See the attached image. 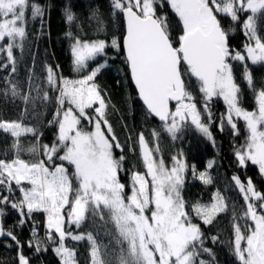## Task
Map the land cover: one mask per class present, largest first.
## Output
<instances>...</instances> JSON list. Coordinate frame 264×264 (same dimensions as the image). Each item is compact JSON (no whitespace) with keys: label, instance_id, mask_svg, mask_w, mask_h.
<instances>
[{"label":"snow or ice","instance_id":"snow-or-ice-1","mask_svg":"<svg viewBox=\"0 0 264 264\" xmlns=\"http://www.w3.org/2000/svg\"><path fill=\"white\" fill-rule=\"evenodd\" d=\"M110 3L112 15L119 12L124 17L126 27L122 37L88 41L68 32L66 38L73 41L70 51L74 71L80 73L97 57H106L107 48L119 51L122 47L124 64L138 98L146 106L147 114L157 117L163 130L174 140L178 132L191 125L215 147L210 131L215 122L210 102L213 98H222L227 107L226 114H220L218 131L222 133L228 126L233 136H237V121L245 122L248 135L243 144L234 145V156L241 168H246L249 162L258 166V172L264 178V78L257 86L248 66L249 60L254 66H264V37L258 35L256 26L258 19H264V0H110ZM165 3L182 25L183 34L178 37L170 34L166 17L157 14V7L162 8ZM26 9L34 19L43 16V9L30 4L29 0H0V41L6 38L12 41L0 51H7L13 72L16 68L12 49L22 47ZM64 11L66 21L73 22L70 9L66 7ZM246 12L251 13L242 21L247 40L243 50H236L228 42L234 29L225 28L220 17L241 23V16ZM92 15L99 21L97 12ZM100 31H103L102 27ZM17 38L21 41L19 45L14 43ZM174 40L178 47L174 46ZM232 62L243 65L241 76L258 104L256 111L242 107V89ZM107 67L108 58H105L79 79L61 75L59 85L56 71L47 67V83L58 93L55 116L49 123L58 125V134L51 146H42L47 166L45 160L27 163L18 158L19 153L11 161L0 159V237H7L17 245V264H31V258L21 251V242L13 230L3 226V217L8 214L6 208H11L20 217L15 227H23L34 213H46L45 238L51 241L53 252L62 264H79L75 249L65 244L67 239L90 242L91 264H217L215 254L204 246V234L186 210L182 194L189 168L194 177L212 184L208 171L197 172L195 165L189 166L182 154L173 156L171 166L167 167L162 158L153 156V151L159 149H151L144 134L140 133L146 174L132 172L131 194L125 196V185L118 178L124 157H113V145L117 149L121 146L114 135L111 139L105 135V131L112 133V127L106 118L103 90L95 82ZM56 69H59L58 65ZM186 74L199 82L203 112L188 90ZM10 92L13 97L21 96L15 83H11ZM21 98L26 104L32 99L34 110V98L29 95ZM41 99L47 101V93ZM170 102H175L174 110L170 109ZM88 109L95 115H88ZM205 115L207 123L202 119ZM83 119L93 125V131L81 127ZM0 130L13 137H19L22 131L40 135L38 129L16 121L0 122ZM152 135L159 137L155 130ZM61 151L62 155L59 154ZM64 162L73 166L71 175ZM216 163L215 160L207 161L206 169H212ZM73 178L78 184L75 188ZM232 180L246 202V209L239 217L245 223L243 226L236 223L238 217L233 213L234 241L226 243L239 264H264V193L257 190L251 178L245 183L238 175H233ZM24 181L28 182V187ZM17 191L21 193L18 198L15 197ZM101 206L109 211L118 228L117 243L121 247L117 253L109 254L106 246L102 248L97 244L91 232L74 234L65 228V216L79 229L89 212L100 215ZM191 209L204 225H213L217 215L226 210L224 196L216 191L213 202L196 203ZM32 223L30 235L33 241L26 243L34 249L35 255H39L47 248L38 239V225L35 221ZM53 233L57 235L53 236ZM208 239L214 244L225 243L219 241V236ZM125 241L126 249L123 248ZM205 253L211 260L201 258Z\"/></svg>","mask_w":264,"mask_h":264},{"label":"trees","instance_id":"trees-1","mask_svg":"<svg viewBox=\"0 0 264 264\" xmlns=\"http://www.w3.org/2000/svg\"><path fill=\"white\" fill-rule=\"evenodd\" d=\"M30 4L37 5L43 9V16L32 18L30 11L26 9L25 37L22 47L14 50L15 72L12 71V64L7 54L0 55V122L16 121L23 126L32 127L39 130L37 137L31 133H21L19 137H13L11 133L0 130V159L11 161L17 158L28 163H35L43 159V145L51 144L58 132V125L50 124L56 112L57 91L47 83V67L51 66L56 71L57 85L59 77L62 75L68 79H79L87 74L93 67L108 58V67L104 69L96 78L95 82L106 101V118L112 127V135L115 136L121 148L114 147L115 155L119 159L123 155L122 171L119 172L121 180L128 181L129 175L133 171L142 173L145 165L139 152V134L143 133L149 143L159 149L160 155L165 162H172V157L182 154L186 163L195 165L197 172L208 171L213 179L212 184H205L203 181L194 177L191 168L185 173V185L183 197L186 201V210L192 215L193 221L200 225L205 237V247L212 250L215 254L217 264H239L233 255L227 241H234L233 213L238 219L236 223L242 226L245 223L242 217L246 209V202L240 193L238 186L232 180L233 175H238L242 182L251 178L257 189L264 193V178H261L258 169L248 163L246 168L238 166L234 156V145L237 146L242 132L239 128V135L233 136L231 128L225 126L221 133L218 125L214 124L211 128L215 139V147L207 140L195 126L189 125L177 133L174 140L170 133L163 130L162 123L147 114V109L138 98L137 91L130 78L128 68L124 64L123 48L119 51L113 48L106 49V57L99 56L96 60L89 62L87 69L80 73L74 71L73 57L71 55V45L73 41L66 38V34L71 32L81 40L104 39L110 41L112 37L121 38L125 31L123 15L119 12L112 15L110 0H29ZM69 8L74 15L71 23L66 21L65 8ZM93 12L99 15V21L93 17ZM157 14L166 17L170 34L173 37L182 35V25L178 17L165 3L162 8L157 7ZM246 12L241 16V23H233L228 17L221 16V23L225 28L232 27L234 32L229 35V46L236 50H243V44L247 37L242 27V21L250 15ZM258 35L264 37V19L256 21ZM103 31H100V28ZM174 46L179 44L174 40ZM233 71L237 82L242 89V107L244 109H254L256 107L255 98L242 79L241 73L243 65L240 62H232ZM7 65V67H5ZM59 69H56V66ZM183 65V62H182ZM256 79L257 86L261 78H264V66H254L248 61ZM188 90L194 96L198 106L202 107V93L199 91V82L195 77L185 75ZM11 83H15L23 95H29L35 99H30L27 104L21 96L13 97L10 92ZM47 93L48 100L41 99ZM211 111L214 116L219 118L225 112L226 105L222 98H213L210 102ZM67 107V101L65 102ZM204 120L207 116H203ZM81 125L87 129L86 120L81 121ZM107 127V126H105ZM159 133V137H154L152 131ZM115 145V144H114ZM35 149V151H32ZM215 160V166L207 170L206 163ZM246 183V182H245ZM219 191L224 196L226 210L219 213L213 225H204L203 222L192 212L191 206L200 203H210L213 194ZM19 197V193L15 195ZM7 215L3 217V226L6 230H13L18 240L21 242V251L31 258V264H62L60 258L54 254L51 241L45 238L46 225L43 212L32 215L23 227H15L20 217L11 208H7ZM32 221L38 225V239L42 246L47 248L46 252L39 255L34 254V249L28 247L26 242L33 241L30 230L33 228ZM74 234L91 232L97 244L102 248L106 246L109 254L117 253L121 245L117 243L119 239L118 228L111 219V215L106 208L101 206L100 215L87 214L86 220L77 229L72 226ZM243 230V227H242ZM57 234L53 233V236ZM219 236V241L213 243L208 237ZM67 247L75 249L79 264H91L90 242L88 240L65 241ZM10 245V247H5ZM123 248H127V242H123ZM17 245L7 237H0V264H17L18 257ZM103 255V252H102ZM204 260H211L206 253L201 256Z\"/></svg>","mask_w":264,"mask_h":264},{"label":"rangeland","instance_id":"rangeland-1","mask_svg":"<svg viewBox=\"0 0 264 264\" xmlns=\"http://www.w3.org/2000/svg\"><path fill=\"white\" fill-rule=\"evenodd\" d=\"M10 42H12V41H10V40L7 39V38H6L4 41H0V49H6L7 45H8ZM22 42H23V41H22ZM14 43L17 44V45H19V44L21 43V41H20L19 38H17V40H16ZM15 48H16V47L14 46L13 49H12V55H13V56H14V50H15ZM4 51H5V53L7 54V51H6V50H3V51H0V55H1L2 53H4ZM249 61H250V60H249ZM250 62H251V61H250ZM255 103H256V107H255L254 109H250V110L246 109V110H248V111H256L257 108H258V104H257L256 100H255ZM225 105H226V104H225ZM97 106H98V105H97ZM94 107H95V106H94ZM226 107H227V106H226ZM174 108H175V107H174ZM174 108H173V110H174ZM86 113H87L88 115H95V114L92 112L91 109L86 110ZM222 114H226V109H225V112H223ZM202 119L204 120L203 117H202ZM213 119L215 120V122L211 124L210 131H211V128L213 127L214 124H216V125L219 124V118H217V117H215V116L213 115ZM83 120H86V121H87V125L89 126V128L87 129L85 126H82V125H81V127H83L86 131H93V130H94L93 125H92V124H89V122H88L87 119H83ZM204 122L207 123V119H205ZM237 124H238V128L242 127V129H243V130H242L243 134L241 135L239 141H237V142L239 143L237 146H239V145H241V144H243V143L245 142V138H246V136L248 135V132H247V129H246V126H245V122H243L242 120H238V121H237ZM102 128H106V127H105V126H102ZM211 132H212V131H211ZM21 133H25V132L22 131ZM107 133H108V132L105 131V135H106V136H109V138L111 139L110 135H108ZM57 134H58V132L56 133L55 137L53 138V142H52L51 144H49V143H45L44 145H49V146H51V145L54 143ZM212 134H213V132H212ZM144 137H145V135H144ZM145 139H146V137H145ZM146 140L148 141L149 147H150L151 149H156L155 146H153V145H151V144L149 143V140H148V139H146ZM114 147H115V145H113V157H114L115 159H118L117 156L115 155ZM139 152H140V156L142 157V152H141L140 144H139ZM42 153H43V151H42ZM59 154L62 155V154H63V151H61ZM153 156H154V158H156V159H160V158H162V159L164 160L163 156L160 155L159 151H158V152L153 151ZM40 160H45V162H46V166H47V161H46V157L44 156V153H43V159H40ZM142 160H143V157H142ZM54 162H55V163H60V161H58V160H55ZM27 163H28V162H27ZM164 163H165V165H166L167 167H170L171 164H172V162H170L169 164H167V163L165 162V160H164ZM249 163H250V162H249ZM250 164H251V163H250ZM251 165H252V164H251ZM64 166L68 169V172H69V174L71 175V173L74 171L73 166L69 165L67 162H64ZM253 166H255V167L258 169V166H256V165H253ZM142 173H145V174H146V168H145V170H144ZM130 177H131V175H129V177H127V178H128V181L126 182L125 180H121L120 175L118 174V178H119L120 182L123 183V184L125 185V189H124V194H125V196L131 194V179H130ZM261 178H262V177H261ZM245 182H247V179H245ZM72 183H73V187H74V188L78 186V184H77V182H76V180H75L74 178H73V180H72ZM23 184L25 185V187H28V186H29L27 181H24ZM257 190L260 191V189H257ZM260 192H261V191H260ZM17 193H19V197H20V196H21V193H20L19 191H17V192H15V195H16ZM70 199H71V196H70ZM211 202H213V200H212ZM211 202H210V203H211ZM210 203H205V204H210ZM66 211H67V209H66ZM6 212H7V208H6ZM146 214H147V213H146ZM44 215H45V225H46V220H47L46 213H44ZM193 222H194V221H193ZM194 223H197V222H194ZM197 224H198V223H197ZM72 226H74V225L70 224V223H69V218H68L67 216H65V228H66V230L71 231L70 228H71ZM45 227H46V226H45Z\"/></svg>","mask_w":264,"mask_h":264},{"label":"water","instance_id":"water-1","mask_svg":"<svg viewBox=\"0 0 264 264\" xmlns=\"http://www.w3.org/2000/svg\"><path fill=\"white\" fill-rule=\"evenodd\" d=\"M124 18V17H123ZM124 22H125V20H124ZM125 27H126V24H125ZM132 83H133V85H134V82L132 81ZM135 87V86H134ZM137 91V90H136ZM143 103V102H142ZM172 105H175V102H170V109H172ZM145 108H146V106H145ZM151 115V114H150ZM152 117H154L153 115H151ZM155 119H157L159 122H161L157 117H154ZM162 123V122H161Z\"/></svg>","mask_w":264,"mask_h":264}]
</instances>
